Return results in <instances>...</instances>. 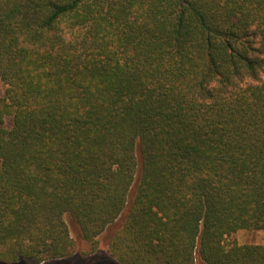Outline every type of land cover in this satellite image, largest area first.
I'll return each instance as SVG.
<instances>
[{"label":"trees","instance_id":"trees-1","mask_svg":"<svg viewBox=\"0 0 264 264\" xmlns=\"http://www.w3.org/2000/svg\"><path fill=\"white\" fill-rule=\"evenodd\" d=\"M0 85V264H264V0H0Z\"/></svg>","mask_w":264,"mask_h":264},{"label":"rangeland","instance_id":"rangeland-1","mask_svg":"<svg viewBox=\"0 0 264 264\" xmlns=\"http://www.w3.org/2000/svg\"><path fill=\"white\" fill-rule=\"evenodd\" d=\"M2 91V86L0 85V94ZM135 184L132 185L129 193V198L133 197L135 194ZM129 201L127 206L129 205ZM125 207L123 212L118 216V218L113 221L102 234L98 236V246L97 250L93 253H88L90 249V244L82 240L77 234V228L74 225L72 219L65 215V220L69 226L70 234L74 240L75 252L66 260H60L56 262H48L45 264H118L115 259L110 255L108 251V241L109 238L117 231L122 223L123 216L126 213L127 208ZM123 215V216H122ZM232 238L237 240L238 243H264V232L261 230H249V229H240L232 235ZM22 264V263H17ZM194 264H204L200 261H195Z\"/></svg>","mask_w":264,"mask_h":264}]
</instances>
